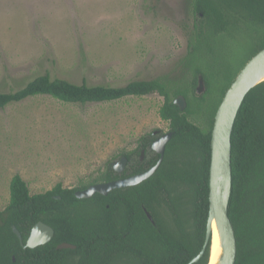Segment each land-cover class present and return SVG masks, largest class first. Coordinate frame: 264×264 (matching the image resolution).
Wrapping results in <instances>:
<instances>
[{
  "label": "trees",
  "instance_id": "16d2710c",
  "mask_svg": "<svg viewBox=\"0 0 264 264\" xmlns=\"http://www.w3.org/2000/svg\"><path fill=\"white\" fill-rule=\"evenodd\" d=\"M189 6L196 16L197 28L207 29L202 28L190 37L188 55L176 67L178 75L174 77L112 87L77 85L45 74L19 90L0 93V109L40 96L85 105L157 93L164 98L159 115L169 124V133H173L164 160L151 178L134 187L114 190L107 196H94L102 203L97 218L103 221L100 226L103 233L76 232L87 227V221L75 222L77 218L70 210L84 201L75 195L84 187L65 189L58 185L46 193L31 195L24 179L15 175L10 183L8 206L0 212V264H189L202 251L210 208L215 116L239 73L264 49V40L258 38L248 59L228 79L218 102L206 112L211 87L207 86L203 96L196 95L199 76L205 82L211 81L204 68L207 55L201 52L206 47L204 43L214 40L211 38L214 34L217 42L218 35L244 24L257 30L261 15L254 11L256 0H190ZM243 7L247 10L242 11ZM207 47L212 50V45ZM179 96L186 99L185 111L175 104ZM156 138L155 132L142 137L139 147L125 154L129 160L125 172L119 174L109 164L104 177H99L96 183H109L153 168L160 160L152 150ZM143 150L146 158L141 162ZM229 216L237 238L236 264H264V82L247 95L235 122ZM40 222L54 229L53 239L43 246L24 249L13 227L26 244L32 229ZM63 243L76 249H58ZM209 256L210 247L195 264H208Z\"/></svg>",
  "mask_w": 264,
  "mask_h": 264
},
{
  "label": "rangeland",
  "instance_id": "374dc122",
  "mask_svg": "<svg viewBox=\"0 0 264 264\" xmlns=\"http://www.w3.org/2000/svg\"><path fill=\"white\" fill-rule=\"evenodd\" d=\"M188 5V0H0V93L45 74L112 87L174 77L186 52L182 24H189ZM258 33L244 24L204 43V68L211 77L205 82L211 87L206 112L254 50ZM163 103L157 93L85 105L40 96L0 109V212L8 206L15 175L31 195L58 185L85 187L137 149L142 137L169 133L159 115Z\"/></svg>",
  "mask_w": 264,
  "mask_h": 264
},
{
  "label": "water",
  "instance_id": "95a60500",
  "mask_svg": "<svg viewBox=\"0 0 264 264\" xmlns=\"http://www.w3.org/2000/svg\"><path fill=\"white\" fill-rule=\"evenodd\" d=\"M264 82V49L255 55L242 69L234 83L226 92L215 116L214 127L211 139V167H210V194H209V218L207 223L206 241L202 251L189 263H198L206 254L208 247L212 246L213 222L216 221L222 240L223 254L219 264H236L237 260V238L233 223L229 216V204L232 192V134L237 116L247 95L259 84ZM207 92V86L203 76H199L196 87V95L203 96ZM175 104L185 111L187 108L186 99L183 96L177 97ZM158 134V132H155ZM173 133H167L157 139L152 150L160 156L158 163L150 170L106 184L92 186L82 192H77V198H90L95 194L107 196L117 189L134 187L142 184L151 178L160 168L168 142L172 139ZM145 151L141 153V160ZM128 163L127 157L113 163L116 172L122 173ZM149 219L154 222L152 216L147 213ZM14 233L20 239L24 249H34L49 243L55 233L54 229L43 222L38 223L32 230L27 243H23L21 233L13 227ZM58 249H76V246L63 243ZM211 253V252H210ZM212 256H209L211 263Z\"/></svg>",
  "mask_w": 264,
  "mask_h": 264
},
{
  "label": "flooded vegetation",
  "instance_id": "af4514ba",
  "mask_svg": "<svg viewBox=\"0 0 264 264\" xmlns=\"http://www.w3.org/2000/svg\"><path fill=\"white\" fill-rule=\"evenodd\" d=\"M189 3H190V0H188V4ZM241 10L242 11L247 10V7L246 8L243 7V8H241ZM254 11L259 12V14L261 15V19L257 25V27H258L257 30L259 32L258 38L263 41L264 40V0H256V7H255ZM200 16H202V15L200 14ZM195 18H196V16L193 15V13L190 10V6H189V17L187 19V22H189V24L188 23L184 24V25L182 24L183 30H185V32H186V39H187L186 40L187 41L186 52H185V55L183 56V59L188 55V45H189L190 37L197 35L202 28L207 29L206 27L197 28V26L195 25ZM215 37H216V34L211 36V38H215ZM195 39L197 40L198 38H195ZM196 40H194V42ZM155 136L157 138L154 140V142L163 135L155 134ZM135 158H137V157H135ZM144 158H146V152H145ZM144 158H143V160H141V156L139 157L141 162H143L145 160ZM128 165H129V160H128V163H127L125 169L123 170V172L122 173L117 172V173L123 174L125 172L126 168L128 167ZM100 177H104V171L100 175ZM121 179H126V178H120L118 180H121ZM96 181L97 180H94L90 185L85 186L83 189L76 191L75 195H77V192H82V191H84V190H86L92 186L100 185V184H106V183H96ZM95 195L91 196L90 198H78V199H81L82 201L83 200L84 201L77 204L75 207H72L70 209L73 212L72 216L74 218H77V219H75V222L81 224V223H83V221H87L86 229L77 230L76 231L77 233H103V230L100 228L103 221H101V219L97 218V214L102 212V203H100V201L98 199H94ZM58 198L60 199V197H58ZM106 207L108 208L109 206L107 205ZM93 227H96V229H92ZM54 233H55V231H54Z\"/></svg>",
  "mask_w": 264,
  "mask_h": 264
},
{
  "label": "bare ground",
  "instance_id": "6f19581e",
  "mask_svg": "<svg viewBox=\"0 0 264 264\" xmlns=\"http://www.w3.org/2000/svg\"><path fill=\"white\" fill-rule=\"evenodd\" d=\"M210 252L212 256L210 264H219L223 254V249H222V240L216 221L213 222V240H212V246Z\"/></svg>",
  "mask_w": 264,
  "mask_h": 264
}]
</instances>
